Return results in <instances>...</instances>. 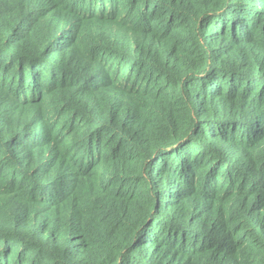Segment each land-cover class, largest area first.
Masks as SVG:
<instances>
[{"label": "trees", "instance_id": "obj_1", "mask_svg": "<svg viewBox=\"0 0 264 264\" xmlns=\"http://www.w3.org/2000/svg\"><path fill=\"white\" fill-rule=\"evenodd\" d=\"M0 264H264V0H0Z\"/></svg>", "mask_w": 264, "mask_h": 264}]
</instances>
